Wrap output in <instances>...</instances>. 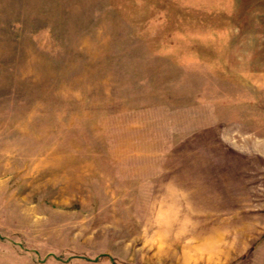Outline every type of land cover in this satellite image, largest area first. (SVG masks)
<instances>
[{"label":"rangeland","instance_id":"1","mask_svg":"<svg viewBox=\"0 0 264 264\" xmlns=\"http://www.w3.org/2000/svg\"><path fill=\"white\" fill-rule=\"evenodd\" d=\"M0 264H264V0H0Z\"/></svg>","mask_w":264,"mask_h":264}]
</instances>
